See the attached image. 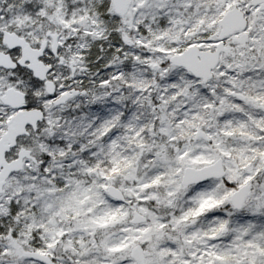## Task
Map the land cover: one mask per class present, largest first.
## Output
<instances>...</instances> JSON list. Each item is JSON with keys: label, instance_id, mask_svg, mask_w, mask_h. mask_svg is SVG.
Returning <instances> with one entry per match:
<instances>
[{"label": "snow or ice", "instance_id": "obj_1", "mask_svg": "<svg viewBox=\"0 0 264 264\" xmlns=\"http://www.w3.org/2000/svg\"><path fill=\"white\" fill-rule=\"evenodd\" d=\"M0 264H264V0H0Z\"/></svg>", "mask_w": 264, "mask_h": 264}]
</instances>
